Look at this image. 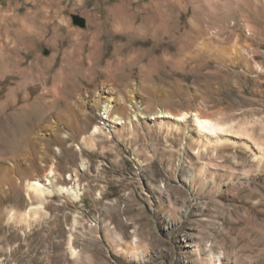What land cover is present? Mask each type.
I'll return each mask as SVG.
<instances>
[{
	"label": "rangeland",
	"instance_id": "obj_1",
	"mask_svg": "<svg viewBox=\"0 0 264 264\" xmlns=\"http://www.w3.org/2000/svg\"><path fill=\"white\" fill-rule=\"evenodd\" d=\"M134 1L0 0V264H264V0Z\"/></svg>",
	"mask_w": 264,
	"mask_h": 264
},
{
	"label": "bare ground",
	"instance_id": "obj_2",
	"mask_svg": "<svg viewBox=\"0 0 264 264\" xmlns=\"http://www.w3.org/2000/svg\"><path fill=\"white\" fill-rule=\"evenodd\" d=\"M80 1H82V0H80ZM105 1H110V0H105ZM115 1H116V3L114 5L113 10L128 9V8L132 7L133 4L135 3L134 0H115ZM137 3L141 4V1L138 0ZM135 5H137V4H135ZM106 93H108V94H104L103 96H101L100 101H102V102L100 104H103V108H104L107 116L112 118L114 121H119L118 123L123 122V120L126 118L130 119V117H131V115H130L131 109L130 108H132V111H134L135 113L141 112V114L145 115V116L151 115L150 113H148L145 110V107L142 105L136 106L135 104H133V105L128 104V106H129L128 107L126 103L124 104L123 101H121V102L118 101L119 98L116 99V96L111 95L107 90H106ZM100 104H99V106H100ZM91 106H94V105L91 104ZM133 107H135V108H133ZM95 109H96V107H95ZM98 109L99 108H97V110ZM133 109H135V110H133ZM155 113H157L159 117H164V116L165 117H173V116H178V115L186 116V113L175 114L172 111L164 110V109H162V110L160 109ZM195 122L197 123V127L199 128L200 131H209L210 133H218L219 130H222V131L228 130L226 127H224L222 125V123L219 122L218 119H215L212 117H205L204 115L201 114L200 111L195 112ZM100 129H101V126L97 125L94 132H97ZM27 150H28V147L26 145H22L19 141L14 142L10 138L4 139L3 141L0 142V155H2V156L8 155V157H9L8 162L10 164L11 163L12 164H18L19 167H20V161H19L18 157H21L22 153L27 151ZM32 150L36 151L37 153L39 152V150L35 147V145L32 147ZM1 160L3 161V159H1ZM0 168L3 170L4 169L6 170L7 166L5 164H0ZM45 173H46V175H44V176L51 177L54 174V170H53V168H51V170L49 172L44 171V174ZM0 174H1L0 178L4 179L5 176H4L3 172H1ZM28 184H29L30 189L32 191H34L35 194L37 196H39L40 198H42L43 194H45V193H47V191H49V189L46 187V185L43 184L39 179H36L33 181L30 180L28 182ZM64 189H65V187L59 188V190L61 192ZM73 196L75 198H79L80 195L76 192V194H74Z\"/></svg>",
	"mask_w": 264,
	"mask_h": 264
}]
</instances>
